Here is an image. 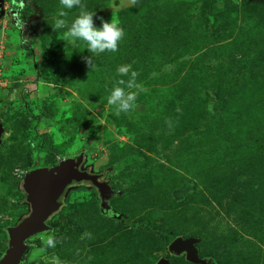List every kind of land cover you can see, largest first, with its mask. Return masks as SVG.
I'll use <instances>...</instances> for the list:
<instances>
[{"label": "rangeland", "instance_id": "rangeland-1", "mask_svg": "<svg viewBox=\"0 0 264 264\" xmlns=\"http://www.w3.org/2000/svg\"><path fill=\"white\" fill-rule=\"evenodd\" d=\"M4 1L0 258L7 228L28 214L24 175L84 153L82 169L106 175L120 218L101 213L90 183L73 184L23 264H192L166 234L199 239L209 264H264V3L82 0L96 27L114 18L124 29L118 51L92 55L52 28L59 11L70 25L79 8L15 0L32 20L22 30ZM121 65L146 91L116 115L107 99L130 78Z\"/></svg>", "mask_w": 264, "mask_h": 264}, {"label": "water", "instance_id": "water-1", "mask_svg": "<svg viewBox=\"0 0 264 264\" xmlns=\"http://www.w3.org/2000/svg\"><path fill=\"white\" fill-rule=\"evenodd\" d=\"M249 1L264 3V0ZM3 4L4 0H0V10ZM84 163V153H79L67 157L55 166L34 169L24 175L21 189L29 208L28 214L15 226L7 228V248L0 258V264H23L30 252L38 247V244L31 243L30 240L37 235L53 231L49 222L60 211L62 207L60 200L72 183L89 182L98 191L101 213L120 218V215L109 205L110 198L115 194L109 179L105 174L82 170ZM198 242L197 238L178 237L170 242L169 250L175 254L184 253L186 260L192 264H209L198 257L196 248ZM156 264H169V262L160 259Z\"/></svg>", "mask_w": 264, "mask_h": 264}, {"label": "clouds", "instance_id": "clouds-1", "mask_svg": "<svg viewBox=\"0 0 264 264\" xmlns=\"http://www.w3.org/2000/svg\"><path fill=\"white\" fill-rule=\"evenodd\" d=\"M60 5L62 9L79 8L80 11L70 25L63 19L68 13L63 10L59 11L52 26L54 31L67 28L64 32L65 39L70 40L73 44L76 41H83L92 55H99L106 51H118L119 42L124 37V29L114 18L111 22L102 21V26L98 28L94 23L95 13L88 11L82 0H60ZM92 55L85 57V61L90 67H92ZM117 72L121 76L130 74L127 81L121 79L114 84L107 99L108 105L115 109L116 115H119L133 110L136 106L138 92L146 91V89L137 84L138 73L131 69V65L118 66ZM126 89H136L137 91H126ZM167 123L170 125L171 122L167 121ZM47 244L50 247L55 246L54 236H48Z\"/></svg>", "mask_w": 264, "mask_h": 264}, {"label": "trees", "instance_id": "trees-1", "mask_svg": "<svg viewBox=\"0 0 264 264\" xmlns=\"http://www.w3.org/2000/svg\"><path fill=\"white\" fill-rule=\"evenodd\" d=\"M8 1L11 2L12 0H8ZM19 8L20 7H18L17 5H14L12 7V9H14V11H15V17H16V19L18 21V24L20 26L22 25V27H23L22 30H24V29H27L31 25L32 20H31L30 15L28 13H25L23 9H19ZM126 222H127V219L125 220V223ZM49 225H50V223H49ZM166 236L171 241L174 239L172 236H170L168 234H166Z\"/></svg>", "mask_w": 264, "mask_h": 264}, {"label": "flooded vegetation", "instance_id": "flooded-vegetation-1", "mask_svg": "<svg viewBox=\"0 0 264 264\" xmlns=\"http://www.w3.org/2000/svg\"><path fill=\"white\" fill-rule=\"evenodd\" d=\"M5 2V1H4ZM14 5H17V3H16V1L15 0H12L11 2H10V6H11V8L14 6ZM3 6H4V4H3ZM3 6H2V8H3ZM18 7H20L19 5H17ZM83 170V169H82ZM81 183H83V182H81ZM81 183H78V184H81ZM89 183V182H88ZM73 184H77V183H72V185ZM71 185V186H72ZM111 217V216H110ZM53 218V217H52ZM50 223V222H49Z\"/></svg>", "mask_w": 264, "mask_h": 264}]
</instances>
